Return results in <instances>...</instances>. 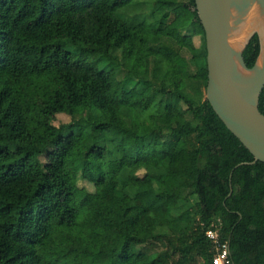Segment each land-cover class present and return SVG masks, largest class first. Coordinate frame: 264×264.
Returning a JSON list of instances; mask_svg holds the SVG:
<instances>
[{
    "label": "trees",
    "instance_id": "16d2710c",
    "mask_svg": "<svg viewBox=\"0 0 264 264\" xmlns=\"http://www.w3.org/2000/svg\"><path fill=\"white\" fill-rule=\"evenodd\" d=\"M206 84L194 0H0V264H211L208 230L264 264V163Z\"/></svg>",
    "mask_w": 264,
    "mask_h": 264
},
{
    "label": "water",
    "instance_id": "95a60500",
    "mask_svg": "<svg viewBox=\"0 0 264 264\" xmlns=\"http://www.w3.org/2000/svg\"><path fill=\"white\" fill-rule=\"evenodd\" d=\"M204 32L207 84L205 99L226 129L264 163V0H194ZM258 37L259 52L248 67L243 51Z\"/></svg>",
    "mask_w": 264,
    "mask_h": 264
},
{
    "label": "rangeland",
    "instance_id": "374dc122",
    "mask_svg": "<svg viewBox=\"0 0 264 264\" xmlns=\"http://www.w3.org/2000/svg\"><path fill=\"white\" fill-rule=\"evenodd\" d=\"M140 9H142V6L139 7ZM194 45L198 46L199 45V38H195L194 39ZM92 108V104L90 101L88 100H83L81 101L79 104L75 105L73 108V113L74 114H83L87 111H89ZM71 120V116L70 115H57L56 119L54 121V124L56 126H59L61 124H67L69 123ZM81 149H85V146H82ZM32 155L31 151H27V150H21L19 153V158L21 160V164L26 166L30 160V157ZM80 186H83L85 188H87L88 190H91L92 188L86 184V183H79Z\"/></svg>",
    "mask_w": 264,
    "mask_h": 264
},
{
    "label": "built area",
    "instance_id": "2783aa9c",
    "mask_svg": "<svg viewBox=\"0 0 264 264\" xmlns=\"http://www.w3.org/2000/svg\"><path fill=\"white\" fill-rule=\"evenodd\" d=\"M206 237L212 243L215 251L211 264H233L229 257L228 244L219 241L217 232L214 230H208L206 232Z\"/></svg>",
    "mask_w": 264,
    "mask_h": 264
}]
</instances>
